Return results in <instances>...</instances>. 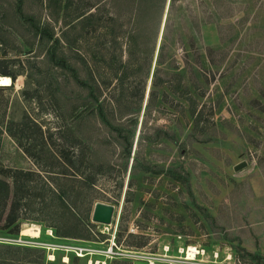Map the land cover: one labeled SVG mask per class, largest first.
<instances>
[{"label": "rangeland", "instance_id": "1", "mask_svg": "<svg viewBox=\"0 0 264 264\" xmlns=\"http://www.w3.org/2000/svg\"><path fill=\"white\" fill-rule=\"evenodd\" d=\"M68 1L0 0V76L16 77L0 90V169L31 174L38 195L19 210V235L3 229L10 206L0 212V244L15 245H0L1 264H264V0L167 1L152 23L154 55L124 83L136 97L114 112L122 133L135 130L130 158L123 134L71 118L68 97L84 93L71 74L74 12L59 10ZM122 21L107 62L79 63L83 78L97 72L102 100L128 63ZM97 43L83 39L82 51ZM28 76L38 94L25 101ZM141 94L142 110L125 112ZM26 117L35 142L24 149L9 134ZM97 203L115 207L111 225L92 221ZM34 228L39 236L22 234Z\"/></svg>", "mask_w": 264, "mask_h": 264}, {"label": "trees", "instance_id": "2", "mask_svg": "<svg viewBox=\"0 0 264 264\" xmlns=\"http://www.w3.org/2000/svg\"><path fill=\"white\" fill-rule=\"evenodd\" d=\"M51 1V0H50ZM54 1V0H53ZM168 0H97L93 2H88L86 4L79 3L80 0H69L65 6L62 7V4L59 8L74 12V19L72 22L71 29L74 32V38L70 42V47L73 50L74 63L71 64V74L74 77V84L78 91H80L83 96L77 95L76 97H68L67 102L75 101V106L71 109L72 115L71 118L74 123H81V121L88 119L90 117H95L101 121L102 124H106L109 127L111 126V131L116 133V135H121L123 139V152L125 157L130 158L131 152L133 150L134 144V135L135 130L128 129L126 132L122 133L119 129L120 126L115 121L114 112H122V104L125 98H133L135 95H126L124 83L129 77L128 73L135 75L134 70L131 65L134 61L140 62L139 69H142V61H146L153 56L156 50H149V45L154 39V34L152 33V23H156V20H159V23L162 20L164 6ZM129 18L132 25L130 31L125 32L123 29V18ZM155 21V22H154ZM121 27L120 37L126 39L127 44V53H128V63L121 64L120 68L124 70L121 76H118V71L115 73L117 79L116 85L113 88V93L110 94V97L103 100L101 99L102 93L100 92L101 87L96 82L97 72L95 69H88L89 79L83 78L81 74V68L79 63H83L84 66H87L88 61L87 57H92L93 61L107 62L106 56L112 46V41L109 40L108 36H114L116 34L114 29ZM111 34V35H110ZM89 39L92 41H98L97 50H90L89 52L82 51L81 42L82 40ZM95 44V43H94ZM93 47V44L91 45ZM85 56V57H83ZM149 57V58H148ZM1 76L10 77L12 79V84L7 87L0 86L2 88H7L6 90L12 89L15 86L16 77L3 73ZM26 86L24 90L20 93L21 98L25 101L33 98L32 94L35 92L34 96L38 94V91H32L31 77H27ZM118 83V84H117ZM154 86H158L154 83ZM105 87H110V83L105 84ZM76 91V90H75ZM144 91V89H143ZM142 93V91H141ZM131 98V99H132ZM73 99V100H72ZM133 100V99H132ZM144 100V94H141V98L133 101V105L127 108L125 112H133L142 110V102ZM108 112V113H107ZM27 118V117H26ZM29 118L23 119V125L20 127L18 132H10V137L16 140L21 147H24L21 144L22 140L29 138V143L35 142L33 140L29 130L30 126L27 122ZM132 125L137 124V120H132ZM72 130L77 128L72 125ZM49 140V138H48ZM31 145V144H30ZM29 154V150H25ZM61 161L68 162L69 165H76V161L73 159L76 157H70L66 151L60 152L58 156ZM80 169L78 170V172ZM12 171L0 169V212L1 214H6L8 207L10 206L8 216L5 220L4 230H9V235H19L21 226L18 223L19 219V210L22 206H29L30 203H34L38 198V195L33 197L31 195L32 190L37 189V187L31 186V174L24 173L22 171L13 172L14 175H10ZM51 174L54 172H47ZM12 179V180H11ZM76 177L66 178L67 182H76ZM31 182V183H30ZM56 195V193H55ZM59 200L66 207L67 203L66 192H59ZM34 199V200H33ZM4 248H12L15 245L10 244H0ZM4 258L0 257V264ZM21 261V259H17Z\"/></svg>", "mask_w": 264, "mask_h": 264}, {"label": "water", "instance_id": "3", "mask_svg": "<svg viewBox=\"0 0 264 264\" xmlns=\"http://www.w3.org/2000/svg\"><path fill=\"white\" fill-rule=\"evenodd\" d=\"M248 167V163L243 161L234 166V171L239 172ZM115 207L105 203H97L94 207L92 221L98 224L109 226L113 222Z\"/></svg>", "mask_w": 264, "mask_h": 264}, {"label": "bare ground", "instance_id": "4", "mask_svg": "<svg viewBox=\"0 0 264 264\" xmlns=\"http://www.w3.org/2000/svg\"><path fill=\"white\" fill-rule=\"evenodd\" d=\"M11 84H12V79L10 77L0 76V86L6 87V86H10ZM22 234L37 237L39 236V230L37 228L27 229V230H24ZM190 251H191L190 256L192 257L195 250L190 249Z\"/></svg>", "mask_w": 264, "mask_h": 264}]
</instances>
